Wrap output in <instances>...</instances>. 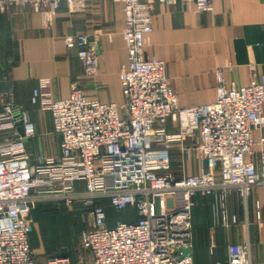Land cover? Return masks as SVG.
Segmentation results:
<instances>
[{
  "label": "built area",
  "instance_id": "obj_1",
  "mask_svg": "<svg viewBox=\"0 0 264 264\" xmlns=\"http://www.w3.org/2000/svg\"><path fill=\"white\" fill-rule=\"evenodd\" d=\"M87 1L0 0V13L24 6L55 11L63 4L72 14ZM109 1L121 4L124 16L127 67L118 73L125 98L119 111L112 103L87 100L73 86L66 99L40 104L59 138V153L30 158L25 142L34 137L33 124L17 105L2 100L9 92L0 91V132L15 133L0 141V264H35L30 214L46 195L66 207L88 208L92 226L79 241L88 263L55 255L42 264H193L185 251L192 248L195 198L217 196L225 223L223 203L228 195L236 192L246 199L252 188L264 185V154L258 168L246 160L254 145L252 132L264 130V75L247 86L228 87L218 70L215 100L180 108L165 64L143 55L153 3L167 0ZM180 1L210 12L218 0ZM95 38L80 33L64 39L87 77L98 72ZM37 96L33 90V105ZM168 120L176 124L177 133H166ZM259 143L264 145V137ZM172 146L180 158L186 152L197 156L196 174L172 175ZM182 163L180 159V168ZM109 208H129L135 220L107 228ZM249 251L247 242L229 245L225 264H251Z\"/></svg>",
  "mask_w": 264,
  "mask_h": 264
},
{
  "label": "crops",
  "instance_id": "obj_2",
  "mask_svg": "<svg viewBox=\"0 0 264 264\" xmlns=\"http://www.w3.org/2000/svg\"><path fill=\"white\" fill-rule=\"evenodd\" d=\"M153 4L143 55L165 64L170 90L180 108L212 103L218 70L228 87L247 86L264 75V0H218L210 12L197 11L193 4L180 0ZM123 23L121 4L109 0L87 1L72 14L63 4L55 11L24 6L0 13V91H8L2 100L17 105L33 124L34 137L25 142L30 158L59 153V138L52 133L50 115L40 104L66 99L73 86L87 100L112 103L120 110L125 98L118 73L127 67ZM80 33L96 37L98 72L93 77L84 75L75 50L64 43L66 37ZM33 90L38 91L34 105ZM165 130L177 133L176 124L168 120ZM14 134L2 131L0 141ZM262 137L264 130L252 132L254 145L246 157L256 168L263 160ZM176 150L172 146L175 177L196 174L197 156L186 152L180 158ZM219 202L217 196L195 199L193 264H225L227 247L243 242L249 244L251 264H264V185L252 188L246 199L236 192L228 195L223 203L225 223Z\"/></svg>",
  "mask_w": 264,
  "mask_h": 264
},
{
  "label": "rangeland",
  "instance_id": "obj_3",
  "mask_svg": "<svg viewBox=\"0 0 264 264\" xmlns=\"http://www.w3.org/2000/svg\"><path fill=\"white\" fill-rule=\"evenodd\" d=\"M172 175L175 176L173 170ZM46 197L48 195L30 214L32 224L29 244L35 264H42L44 258L55 255L67 256L73 263L78 261L88 263L89 255L80 246L79 241L81 235L92 226L89 209L81 205L66 207ZM194 207L192 227L195 219ZM106 213L107 228H113L117 222L135 220L133 211L129 208L124 211L109 208Z\"/></svg>",
  "mask_w": 264,
  "mask_h": 264
},
{
  "label": "water",
  "instance_id": "obj_4",
  "mask_svg": "<svg viewBox=\"0 0 264 264\" xmlns=\"http://www.w3.org/2000/svg\"><path fill=\"white\" fill-rule=\"evenodd\" d=\"M16 124L19 127V132H21L20 122H17ZM185 254L190 255V251L189 250H186L185 251Z\"/></svg>",
  "mask_w": 264,
  "mask_h": 264
}]
</instances>
